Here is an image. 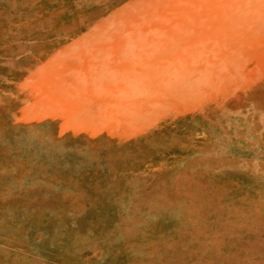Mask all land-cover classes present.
I'll use <instances>...</instances> for the list:
<instances>
[{
  "label": "rangeland",
  "instance_id": "rangeland-1",
  "mask_svg": "<svg viewBox=\"0 0 264 264\" xmlns=\"http://www.w3.org/2000/svg\"><path fill=\"white\" fill-rule=\"evenodd\" d=\"M0 264H264V0H0Z\"/></svg>",
  "mask_w": 264,
  "mask_h": 264
}]
</instances>
